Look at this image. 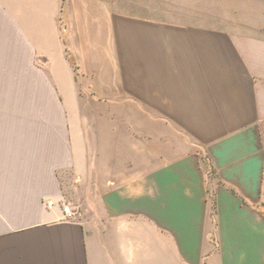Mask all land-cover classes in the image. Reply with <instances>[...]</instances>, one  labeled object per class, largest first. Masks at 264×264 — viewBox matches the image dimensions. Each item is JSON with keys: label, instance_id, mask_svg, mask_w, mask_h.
Wrapping results in <instances>:
<instances>
[{"label": "crops", "instance_id": "obj_1", "mask_svg": "<svg viewBox=\"0 0 264 264\" xmlns=\"http://www.w3.org/2000/svg\"><path fill=\"white\" fill-rule=\"evenodd\" d=\"M4 2L64 99L0 98V264H264V0Z\"/></svg>", "mask_w": 264, "mask_h": 264}, {"label": "rangeland", "instance_id": "obj_2", "mask_svg": "<svg viewBox=\"0 0 264 264\" xmlns=\"http://www.w3.org/2000/svg\"><path fill=\"white\" fill-rule=\"evenodd\" d=\"M6 1V3H3V18H9L13 15L14 18H17L18 22L25 21V18L21 17L25 12L9 9L8 2L10 0ZM29 22H31V19ZM5 28L6 27L2 25V35L6 33ZM22 29L32 31V27H23ZM22 57L23 56L19 57L18 54L9 59L0 57V98L63 100V95L56 92L54 89V76L50 75L49 68L45 70L44 62L39 61V55H36L32 66L28 65V57ZM40 69L41 71H46L47 74L41 75ZM85 97V95H81L80 99L84 100ZM98 193L99 192L92 190L68 189L64 192V200L72 205L73 208L79 209V216L76 220L81 219L84 215H88L89 218H93L95 221L94 225H98L100 230L103 229V227L109 229V213L101 205L103 201L98 196ZM181 261L182 264H186L184 259Z\"/></svg>", "mask_w": 264, "mask_h": 264}, {"label": "built area", "instance_id": "obj_3", "mask_svg": "<svg viewBox=\"0 0 264 264\" xmlns=\"http://www.w3.org/2000/svg\"><path fill=\"white\" fill-rule=\"evenodd\" d=\"M54 205V202H49V206L51 207V206H53ZM62 209H63V214H64V216L67 218V219H69V220H72V221H74V220H76L77 218H78V216H79V209H77V208H73V206L72 205H70V204H63L62 205Z\"/></svg>", "mask_w": 264, "mask_h": 264}]
</instances>
